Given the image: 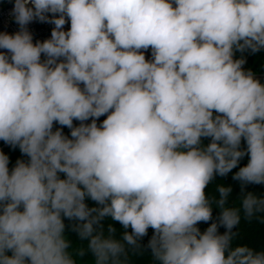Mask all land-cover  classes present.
<instances>
[{
    "label": "clouds",
    "instance_id": "1",
    "mask_svg": "<svg viewBox=\"0 0 264 264\" xmlns=\"http://www.w3.org/2000/svg\"><path fill=\"white\" fill-rule=\"evenodd\" d=\"M46 13L59 14L51 38L33 43L26 25ZM13 14L0 140L30 159L9 171L0 152V264H130L149 228L154 264H264L232 231L264 217V196L229 207L230 187L206 191L246 154L233 179L264 184V84L233 58L264 48V0H14ZM214 205L219 221L201 233ZM64 217L86 247L73 248Z\"/></svg>",
    "mask_w": 264,
    "mask_h": 264
},
{
    "label": "trees",
    "instance_id": "2",
    "mask_svg": "<svg viewBox=\"0 0 264 264\" xmlns=\"http://www.w3.org/2000/svg\"><path fill=\"white\" fill-rule=\"evenodd\" d=\"M152 55L151 48L147 49ZM243 52V60L245 61L243 65L244 71H251L254 75H262L264 74V48H260L258 51L253 52L251 49H245ZM264 84V82H261ZM83 87V85H81ZM107 118V114L102 115L96 120L97 125L102 124L103 120ZM92 122V118H89L87 121H84L85 124H90ZM81 124V121L74 120L73 126L77 127ZM60 130L62 134L68 138H71V129L67 126H62L59 123L54 122L53 131ZM202 143L207 145L210 143V138H202ZM247 147L246 142L242 140L241 142V150H245ZM9 158V171H11L15 166L18 160H22L25 163L29 162V157L22 153L20 149H14L4 152ZM249 156L244 155L238 162L236 168H234L231 172H229L225 176L216 175L214 180L206 189L209 198L218 197V193L216 192V187L218 185L223 184L226 187H230L232 191L229 194L227 205L229 207L235 206L236 203L248 192H251L257 196H264V184H243L241 181L233 179L235 173L239 170L240 167L246 166L248 163ZM60 178H65L64 174H59ZM85 203L91 208L95 207L96 203L92 201L90 198H86ZM22 210V209H21ZM220 209L215 205L213 206L212 212V220L208 222H200L197 224V227L200 229L201 233H203L211 223L219 221ZM65 224V236L71 242L73 248L86 247L87 242L82 241L76 231L73 230V226L78 223L75 220H69L64 217ZM107 223V222H106ZM117 229V237L119 238L120 234L123 232V228L119 223L114 225ZM130 231V229H129ZM226 231V228L223 225L218 226L219 234H223ZM233 232L237 233L234 238V244L238 246H247L252 249L254 252L264 251V217L254 218L249 221L246 219H241L240 224L236 225L233 229ZM153 235V230L149 228L146 236L141 238V250L138 253L133 254V251L130 250L129 260L130 264H154L153 258L151 256V249L148 248V242ZM11 255V252L7 253ZM81 264H90L92 257L90 254H86L84 257L80 258Z\"/></svg>",
    "mask_w": 264,
    "mask_h": 264
},
{
    "label": "built area",
    "instance_id": "3",
    "mask_svg": "<svg viewBox=\"0 0 264 264\" xmlns=\"http://www.w3.org/2000/svg\"><path fill=\"white\" fill-rule=\"evenodd\" d=\"M31 7V3L28 5ZM14 0H0V33H7V34H15L16 32L20 31V25L16 23L14 14ZM47 19L44 21L39 20L38 18H34L28 25H26L27 30L31 33L33 38V43L36 42H43L47 39L51 38V32L55 27L54 23L50 21L58 17L59 14H45ZM70 28V21L67 20L63 26L64 31H68ZM147 60H152V55L148 50H142ZM0 52L7 53V50L0 49ZM46 57L42 54L41 61L43 62ZM63 59V58H60ZM244 65V64H243ZM242 65V67H243ZM254 77L259 80L260 82H264V74L262 75H254ZM20 149L19 145H13L10 143H6L3 140H0V152L4 153L9 150Z\"/></svg>",
    "mask_w": 264,
    "mask_h": 264
},
{
    "label": "rangeland",
    "instance_id": "4",
    "mask_svg": "<svg viewBox=\"0 0 264 264\" xmlns=\"http://www.w3.org/2000/svg\"><path fill=\"white\" fill-rule=\"evenodd\" d=\"M234 59H243V52L239 50H234Z\"/></svg>",
    "mask_w": 264,
    "mask_h": 264
}]
</instances>
